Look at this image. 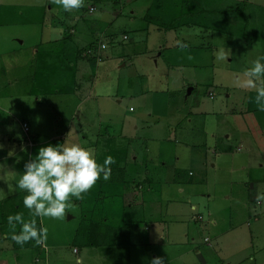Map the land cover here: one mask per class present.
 Returning a JSON list of instances; mask_svg holds the SVG:
<instances>
[{"label": "rangeland", "instance_id": "374dc122", "mask_svg": "<svg viewBox=\"0 0 264 264\" xmlns=\"http://www.w3.org/2000/svg\"><path fill=\"white\" fill-rule=\"evenodd\" d=\"M44 1L0 0V144L3 145L0 149V168L3 169L0 171L4 170L0 175V189H3L0 199L7 195L4 205L16 206L17 212L15 209L4 211L6 216L21 212L25 220L35 219L39 227L43 220V225L48 228L44 248L17 252V261L20 263L25 258L23 262L28 264H150L155 255L165 257L166 264H264V199L256 197L257 204L252 210L245 191L248 179L255 176L253 170L251 173L248 171V165L255 168L253 162L257 160L250 152L254 147L247 139L256 135L264 117L248 114L238 118L231 113V110L244 111L240 106L246 90L237 88H244L240 83L247 79L243 75L245 69L250 68L264 50V0H221L217 6L229 10L235 3L241 4V18L250 19L246 22L248 33L245 37L209 33L208 30V37H179L175 43L174 39L160 35L155 37L158 44L172 47L170 53L164 51L160 57L154 56L151 30L142 36L132 37L130 42L123 41L119 35L125 27L143 24L136 20L142 13L139 11L143 9L145 0H139L141 5L133 6L126 4L128 0H120L121 3H115L118 0H84L82 7L70 10H75L78 17L85 20H80L85 28L96 18L101 27L106 25L109 32L117 35L115 43L105 51L101 64L90 70L81 83V95L85 96L90 107L85 117L79 112L74 114L72 125L80 121L88 127L89 131L84 135L80 128L74 130L72 127L67 135H62L63 131L58 129V119L72 112L76 100L68 96L62 103L60 97H41L38 104L33 101L34 96L44 94L42 91L53 96L59 89H64L65 84L71 85L61 76L64 69L62 63L55 59L58 52L43 59L48 46H42L48 33L40 26L43 23L41 17L54 15L62 8L55 0H46V6ZM89 5L95 8L92 14L88 13ZM130 8L135 14L134 21L127 19ZM115 13L120 14L116 17ZM253 31H256V36L250 33ZM39 34H43V38ZM132 42L135 43V52L129 59L127 49ZM180 44L185 47H180ZM196 50L202 53H196ZM221 51L228 56L226 60L217 58ZM94 53L92 49L83 51V59L89 60ZM36 57L43 62V68L36 73L35 80H31L33 69L30 65ZM152 59L157 60V67ZM167 59L180 64L166 63ZM140 61L145 68L138 67ZM123 64L126 67L119 68ZM188 88L191 94L186 96ZM30 89L31 96L28 94ZM8 94L13 100H9ZM23 95L28 97L24 102L30 105L25 109L21 108L24 102L19 98ZM5 97L6 100H2ZM27 112H33L34 130L40 134L38 137H32L27 123H22L27 125V132L23 133L20 122L26 118ZM44 118H47L45 125ZM38 124L41 126L37 127ZM95 130L106 137H114V141L122 144L125 137L135 139L130 147L137 157V166L140 169L145 167L154 177L149 190L146 182H141L143 190H139L145 201L143 206L147 207L146 219L143 218V207L134 205L129 208L130 212L124 209L121 188L107 187L106 182L101 181L83 194L82 199L72 198L73 207L63 219L31 216L23 205L25 193L14 189L15 180L26 161L16 169L12 161L9 162L8 152L23 146L25 156L29 153L35 155L31 153L30 146L39 148L48 143L79 144L94 151L90 145ZM240 132H246L244 136L249 135L247 143L243 142L241 147L236 141ZM226 135H229L228 139ZM61 136L64 140L60 139ZM14 139L17 141L15 144ZM224 148L228 150L222 154ZM97 151L100 153L101 150ZM190 156L200 159L199 165L204 161L202 172L189 170ZM113 159L118 161L119 157L115 155ZM159 163L181 171L180 184L168 179L171 174L165 170L155 175L153 171ZM242 166H246V170L242 171ZM189 171L190 175L187 174ZM134 188L138 190V187ZM191 205L196 207V211H191ZM139 213L143 218L139 222L140 239L133 241L131 247L84 245L102 241L99 235L102 225L109 232L116 228L118 232L124 227L126 234V224L136 226ZM198 217L200 220H195ZM211 221L214 225H209ZM151 227L162 237L155 246L147 241ZM107 238L125 240V236L120 239L119 235L116 239L113 235H107ZM205 238L209 242H204ZM1 250L6 253L8 247L3 246ZM34 259H39V263H34Z\"/></svg>", "mask_w": 264, "mask_h": 264}, {"label": "crops", "instance_id": "0c3cea01", "mask_svg": "<svg viewBox=\"0 0 264 264\" xmlns=\"http://www.w3.org/2000/svg\"><path fill=\"white\" fill-rule=\"evenodd\" d=\"M46 1V0H45ZM44 1V2H45ZM139 0H128L126 2V4H128V6H133L138 3ZM209 1H212L214 6H219V3L221 4V0H198V3L201 4V6H208ZM218 1V2H217ZM142 2V0H141ZM47 2L44 3V6H46ZM115 3H121L120 0H118ZM235 3V2H234ZM236 4V3H235ZM141 5V4H139ZM93 8V11L89 12V7ZM233 6V5H232ZM218 8V7H217ZM88 9V13L92 14L95 11L94 6L89 5L87 7ZM177 9V8H176ZM221 9V8H218ZM130 13L128 14V18L129 21L133 20L135 18V14L134 11L130 8ZM142 11V13H141ZM141 13V15H139V17L137 18L136 22L138 20L142 21L143 24L140 25L138 24L136 27H132V25H130L131 27H125V29H123L120 32V36L121 39L123 41L126 42H130L132 40V37L134 36H142L143 34H146V32H150L152 33V36L154 37V39L152 40V44L155 46V50L154 52V56H161L164 51L166 53H170L171 48H165L163 46V44L160 43V45L158 44L159 42L155 40V37H158L160 35H166L168 37H170L172 40L174 39V42L176 43L179 37H184V38H196V39H202L204 37H208V34L206 33L209 30V33L211 32V29L208 27V25L204 24L202 22H200L201 20H197L199 23H197L196 25H194L195 23L189 24V25H185V26H180V27H176V28H172L169 27L167 28L166 26H164L162 23L165 22L166 23H171L172 20V13L167 12L165 5L163 3L162 0H145L144 2V6L143 9H141L139 11ZM104 14V13H103ZM120 13H115L114 15L117 17V15H119ZM152 16V19H149L150 15ZM178 14V12L176 13ZM45 15V14H44ZM42 15L41 17V21L43 22L40 26L42 29H46V34L48 33V36L45 37L44 39V44L45 45H41L42 47H46L48 46L46 49L47 51L45 53H47L46 55H44L43 59L46 60V57H48V54H52L54 52H58V56L55 58L56 60H58L59 63H62L63 66V72H61V76L64 80H68L70 82L71 85L65 84L66 87L62 90V92H58V94L53 95H45L46 91H42L44 94L40 95V96H34L33 101L36 102V104H38L39 99L42 97H60L59 101L60 103H62L64 101V97H70L72 98L74 101L76 100L74 109L72 110L71 113H65V115H63V117L61 116V118L58 119V129L59 131H63L62 135H67L70 133L71 128L73 127V129L75 130V128H80L82 130H80L81 134H85V131H89L88 127H86L85 125H82L81 122L79 121L78 123L76 122L75 126L72 125V117L74 114H77L78 112L82 115L87 116L86 113H88V108L90 106H88L87 104V100L85 99V96L81 95V88H82V81H83V77L87 78V74L90 70H94L95 68H97L98 65L101 64L102 61V57L104 56L105 51L111 47V45H113L115 43V38H117V35L115 33H111L109 32V28L106 27H101L100 26V21L96 20V18H94L93 20H91L88 23V27L85 28L81 21H85L84 19H81V17H78V15L76 14L75 10L74 11H64L62 8L59 9V12L51 15L50 16H45ZM180 16V15H179ZM181 17V16H180ZM189 19V17H186L180 21H185L188 22L186 19ZM192 19H197V17H192ZM207 21L210 20L209 17L206 18ZM81 20V21H80ZM176 20L178 21L177 23L175 22L174 24H178L179 20L178 17L176 18ZM132 21V22H133ZM44 22H45V26H44ZM202 23V24H201ZM173 24V25H174ZM170 26V25H169ZM57 30V31H55ZM214 32V31H213ZM43 33V30H42ZM220 34V32H217ZM45 34V35H46ZM223 34V33H221ZM227 35V34H224ZM38 36L42 37L43 34H39ZM229 36V35H228ZM123 37H126L125 39H123ZM43 38V37H42ZM186 39V40H187ZM144 42V41H143ZM157 42V43H156ZM104 43V44H103ZM21 44V43H20ZM102 45V46H101ZM130 49H127L128 55H129V59L133 56V53L135 52V43L132 42L130 44ZM173 45V44H172ZM89 46H92V50L95 52L92 56H90L89 60H84V57H77V52L78 51H87V48ZM200 47H198V49H200ZM253 48V47H252ZM52 49V50H51ZM254 51V50H253ZM196 53H202L201 50H196ZM263 52V50H262ZM154 56H152V58H155ZM53 59L52 56H50V59ZM60 58L61 60L59 61ZM128 59V61L130 62V60ZM170 59V57H169ZM167 59L166 63H169L171 60ZM154 61V66L157 67V60H153ZM172 64L175 63V61H171ZM180 63H175V65H179ZM32 66V73L30 74V79L31 80H35L34 76H36V73H38L40 70H42L43 68V62L39 61L38 57L35 58V61H31V65ZM126 67V64L121 65L119 68H124ZM138 67L143 69L145 68V65L140 61L138 63ZM229 73H232V71L230 69H228ZM44 77L43 75H41V78ZM236 78V77H235ZM45 90H47V88H44ZM236 89V87H235ZM237 89L240 90H246L245 94H243L244 96L242 97V105L240 106L242 108H244V111H240V112H236L235 110H231V113L234 114V117H238V118H242V115H248V114H255L257 116H260L262 119L264 117V111H259L257 104L255 102V97H256V89L255 88H240L238 87ZM67 91V92H66ZM30 93L29 96H31V92L32 90L30 89L29 91ZM39 94V93H38ZM47 94V93H46ZM189 94H191V89L188 88L187 92H186V96H188ZM133 93L130 95L132 96ZM19 96H17L16 98H18ZM8 98H10L9 100H13V98L8 94ZM22 98L23 102L26 101V98L24 95L19 97ZM212 98V97H210ZM228 98V96H227ZM1 99V97H0ZM2 100H6V97L3 98ZM168 100V99H167ZM29 105V104H28ZM26 107H30L27 106V102L24 104H22V109H25ZM168 107V106H167ZM170 107V106H169ZM20 108V109H21ZM240 108V109H241ZM170 109H172L170 107ZM129 111L131 112V108H129ZM95 114L97 115V111L95 110ZM166 114L168 115V109ZM171 116H174L171 114ZM239 115V116H238ZM254 115V116H255ZM262 115V116H261ZM11 117H13V114H10ZM26 118L21 120V125L22 123H27V125L29 126V129L31 130L32 133V137H38L40 134H37L38 131L34 130V125L36 126L35 123V119H33V112H27L25 113ZM60 116V115H59ZM42 116H40V120ZM44 125L46 124L47 118H44ZM264 120V119H263ZM263 123V122H261ZM72 125V126H71ZM94 125V124H93ZM41 125L38 124L37 127H39ZM84 126L86 128H84ZM49 127V126H48ZM51 127L52 124H51ZM261 128L257 130L256 135H253L251 137V135H246L244 136V134H246V132H240L239 134L237 133V138L236 141H239V147H241V144L243 142H246V138L248 141H250V143L253 145V149L250 146V150L252 149L253 151H250L254 157V159L256 158L257 160L255 162H253V164L255 163V168L252 167L251 165H248L250 168H248V171L251 173V171L253 170V173L255 174L253 179H248V183L247 186L245 187V191L247 192V202L250 204V207L252 208V210H255L254 205L257 204V195H264V123L260 126ZM46 128L43 129V131H45ZM78 130V129H77ZM135 130H137V128H135ZM53 132H55L54 129H52ZM76 131H73V133H75ZM94 132V130H93ZM95 136H94V140H93V145L91 144V148L94 149V154L97 157L98 163H103L104 158L106 156H111L112 158L116 155L119 157L118 161H114V163L110 164L108 167L110 168V177L108 180H103V179H99L97 180L96 183H98L99 181L106 182L105 185L108 186H112V184H109V180H111L113 178V176H123V174L121 172H116L114 173L113 169L115 166H117V168H125L124 172V178L125 179H129L131 176L133 179H137L141 182H146V186L149 190L150 186H153V180L154 177L150 174V172L148 170H146L145 167H142L140 169L139 166H137V157H134L135 155L133 154V148L130 147V145H132L134 143L135 139H129L127 137H125L126 141H124L125 143H120V142H116L114 141V137H106L107 135L105 134H100L99 132L97 133V131L95 130ZM248 134V133H247ZM42 135V134H41ZM85 139V137H83ZM225 138H229V135H226ZM60 139H63V136L60 137ZM17 143V141L14 139V144ZM138 143V140H137ZM247 143V142H246ZM39 146V145H36ZM26 147V146H25ZM239 147H237L236 151L239 150ZM30 148H32V154H35L38 148H33V146H30ZM101 150L100 153L97 150ZM35 150V151H34ZM141 150V147H139V151ZM227 148H224L223 151H221L222 154H225L227 152ZM24 147L20 146V147H16L15 149V155L12 157H9V162L12 161V166L15 167L16 169L19 168L21 162L23 161H27L30 153L28 154V156L24 155ZM143 152V151H141ZM19 161L18 163L16 162ZM114 160V159H113ZM178 160V159H176ZM199 160H196L193 157H189V170H196V171H203L205 166H204V161L200 163L199 165ZM140 163L142 164L143 161H140ZM119 166V167H118ZM173 166V165H171ZM192 166H196L197 168H192ZM214 167V164H211V168ZM246 166H242L241 170L244 171L246 170ZM258 168V169H256ZM132 169V170H131ZM131 170V171H130ZM160 170H165V173H170L171 177H169L168 179L171 180H175L176 184H180L178 182V179L180 178V173L181 171L177 172V169H169L168 165L165 163H159V165L156 166V169L153 171L154 174L156 175L157 172L159 173ZM260 171V173L258 174V171ZM4 172V170H1L0 173L2 174ZM248 172V173H249ZM179 173V174H178ZM122 174V175H121ZM182 174V173H181ZM190 175V171L187 173ZM127 175H131L130 177ZM178 175V176H177ZM123 178V179H124ZM249 178V177H248ZM123 181V180H122ZM183 183V182H182ZM139 190H143V186L142 184H140V186H138V190H136L134 187L131 186L130 189L124 190L122 193V202H123V206L130 208L134 205H138L140 208H142V212L144 213V219H146L147 217V212L145 211V207L143 206L144 204V200L141 197V193L139 192ZM259 192V193H258ZM16 194V193H15ZM137 198V202L134 201V198ZM206 198H209V196L206 195ZM8 199V196L6 195L5 197L0 199V213L4 214V211H12L13 209L16 210L15 208L16 206H7L4 205L5 200ZM255 200V201H254ZM134 201V202H133ZM253 203H250V202ZM148 202V201H146ZM136 203V204H135ZM12 204V203H11ZM131 208V209H132ZM196 207L194 205H191L190 209L191 211H196L195 209ZM145 211V212H144ZM159 212H161L159 210ZM21 213V212H19ZM24 216V213H22ZM0 216V250L2 249L3 246L8 247V250H6V253H3V250L0 251V264H28L25 263L23 261H25V258H22L21 262L19 263L17 260H19V255L17 252L20 251H26L27 249L29 250V248L25 246L21 247L20 245L16 244L12 239H11V232L12 229L11 227L5 223L2 222L3 219H5V216L2 217ZM26 222L29 220H25ZM160 222V221H158ZM209 225H214V222L211 221L209 223ZM147 224L144 225V229H146ZM152 226H155L154 224H152ZM140 226L138 227H134L131 230V236H130V240L129 243L130 245L127 247H131L133 241L138 240L139 241V235L141 234L140 230H139ZM20 229V226L18 227V225H16V232L18 233ZM139 230V231H138ZM148 243L151 244L152 246H155L160 239L162 240V237L160 235L157 234V232L154 230L153 227H151V233L148 236ZM141 240L143 242V237H141ZM204 242H209V240L207 238L204 239ZM39 247L42 249L44 248L43 243L41 245H39ZM33 250V249H31ZM198 253V251H196ZM196 253V254H197ZM5 254V255H3ZM156 257L155 255L152 257L154 258ZM34 263H39V259H34Z\"/></svg>", "mask_w": 264, "mask_h": 264}, {"label": "clouds", "instance_id": "9594fccd", "mask_svg": "<svg viewBox=\"0 0 264 264\" xmlns=\"http://www.w3.org/2000/svg\"><path fill=\"white\" fill-rule=\"evenodd\" d=\"M55 3L64 11H70L82 7L84 0H55ZM180 47L185 45L180 44ZM227 57L224 51L217 56L221 60H226ZM243 75L247 79L240 86L256 89L255 102L258 110L264 111V56L257 57ZM2 148L3 145L0 144V149ZM14 155V149L8 152L9 157ZM112 163L114 160L111 156H106L102 164L98 163L93 150L79 144L67 146L65 143H48L39 147L35 155L29 156L19 178L15 180L14 189L25 193L23 205L31 216L63 219L73 207L72 198L82 199L83 194L92 189L97 180L109 179L108 166ZM257 199H264V195H258ZM7 223L12 229L11 239L21 247L30 240L35 245H41L47 239L48 228L43 225V220L37 228L35 219L26 222L23 214L18 212L9 215ZM17 224L20 225L18 233ZM150 264H166V259L157 256L151 259Z\"/></svg>", "mask_w": 264, "mask_h": 264}, {"label": "trees", "instance_id": "16d2710c", "mask_svg": "<svg viewBox=\"0 0 264 264\" xmlns=\"http://www.w3.org/2000/svg\"><path fill=\"white\" fill-rule=\"evenodd\" d=\"M165 8L167 10V12L172 13V20L171 23H166L163 22L162 24L164 26H166L167 28L172 27V28H176V27H180V26H185V25H189L195 23L194 25H196L197 23H199L197 20H201L200 22L206 25H208V27L211 29V31L214 32H220L223 34H227L229 36H233V35H241L243 37H245L247 30H248V25L246 24L247 21H249L250 19H242L241 18V12L239 11V7H240V3L239 4H235L233 7H231L229 10H223V9H218L216 6H214L212 1H209L208 6H201L200 3H198V0H162ZM177 8V9H176ZM178 12V14H176ZM243 12V11H242ZM181 17H180V16ZM152 14L149 16V19H152ZM178 17L179 23L178 24H174L175 22L177 23L178 21L176 20V18ZM186 17H189V19L187 18L186 20L188 22L185 21H180ZM192 17H197V19H192ZM207 17L210 18L209 21H207ZM201 23V24H202ZM174 24V25H173ZM170 25V26H169ZM256 31L250 32L253 33L255 36L257 34H255ZM254 36V37H255ZM92 48V46H89L87 48V50H90ZM83 51H78L77 52V57H83L82 56ZM261 56H264V50L261 53ZM60 92L64 91L62 89H59ZM67 92V91H66ZM119 167V166H118ZM114 173L116 172H121L123 174V176L117 177V176H113V178L111 180H109V184H112V186L114 188H121V191L123 192L124 190L130 189L131 186L132 187H138L141 184V181L137 180V179H133L132 176L127 180L124 178V172L125 168H117V166L114 167L113 169ZM121 174V175H122ZM124 178V179H123ZM123 180V181H122ZM123 193L120 194V197H122ZM255 201V200H254ZM250 203H253L252 201ZM124 209H126L128 212H130L129 208L123 206ZM143 213V212H142ZM0 216H2V214L0 213ZM5 216V219L2 220L3 223L7 224V217L5 214H3L2 217ZM140 216V213L138 214V218H137V222L138 224L136 226H129V224H126V234H124V230L122 227L118 232H117V228L114 229L113 231H107V229L102 225L100 230H99V235L102 237V241L101 242H91L90 244H84L85 246H89V247H124V246H129V240H130V236H131V230L134 227H138L139 222H141L143 220L142 216ZM144 216V214H143ZM18 227L20 226L19 224H17ZM80 227V226H79ZM37 228H39V226H37ZM20 231V229H19ZM78 233H79V228L76 231L77 234V240H78ZM119 233V234H118ZM108 236L113 235V237H116L119 235V238L121 239V237L125 236V240H121V241H117V240H109L107 238ZM93 236H95V233L93 234ZM108 239V240H107ZM118 239V238H117ZM27 248L30 249H34V248H38L39 245H35L34 241H29L28 243L25 244ZM24 245V246H25Z\"/></svg>", "mask_w": 264, "mask_h": 264}, {"label": "built area", "instance_id": "2783aa9c", "mask_svg": "<svg viewBox=\"0 0 264 264\" xmlns=\"http://www.w3.org/2000/svg\"><path fill=\"white\" fill-rule=\"evenodd\" d=\"M93 11L92 7H89V12ZM126 37H123V39H125ZM21 128L23 130V133L25 134L27 132V125L26 124H22ZM192 220L194 221V218H192ZM195 220H200V217L196 218Z\"/></svg>", "mask_w": 264, "mask_h": 264}]
</instances>
